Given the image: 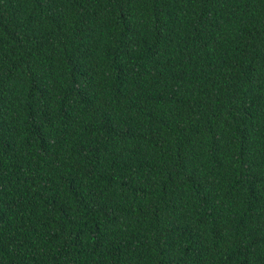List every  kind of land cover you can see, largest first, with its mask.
<instances>
[{
  "label": "trees",
  "instance_id": "obj_1",
  "mask_svg": "<svg viewBox=\"0 0 264 264\" xmlns=\"http://www.w3.org/2000/svg\"><path fill=\"white\" fill-rule=\"evenodd\" d=\"M0 264H264V0H0Z\"/></svg>",
  "mask_w": 264,
  "mask_h": 264
}]
</instances>
